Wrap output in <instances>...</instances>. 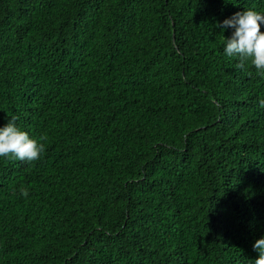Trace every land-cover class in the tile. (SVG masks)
<instances>
[{
	"label": "trees",
	"instance_id": "trees-1",
	"mask_svg": "<svg viewBox=\"0 0 264 264\" xmlns=\"http://www.w3.org/2000/svg\"><path fill=\"white\" fill-rule=\"evenodd\" d=\"M248 9L264 0H0V126L45 145L0 158V264H254L264 76L218 27Z\"/></svg>",
	"mask_w": 264,
	"mask_h": 264
},
{
	"label": "clouds",
	"instance_id": "clouds-1",
	"mask_svg": "<svg viewBox=\"0 0 264 264\" xmlns=\"http://www.w3.org/2000/svg\"><path fill=\"white\" fill-rule=\"evenodd\" d=\"M262 26H264V12L252 9L237 12L218 25L223 36L224 56L235 57L237 69L246 70L250 66L259 76H264ZM229 29H231V35L225 36L224 32ZM259 106L264 109V98L259 100ZM17 120V116H11L6 124L0 126V158L27 163L35 162L44 153L45 145L29 132L21 130ZM21 195L27 198L28 190H22ZM253 249L258 253L254 264H264V236L255 241Z\"/></svg>",
	"mask_w": 264,
	"mask_h": 264
}]
</instances>
